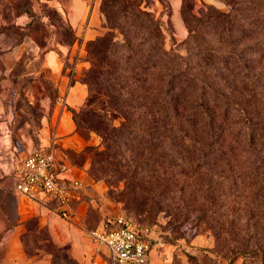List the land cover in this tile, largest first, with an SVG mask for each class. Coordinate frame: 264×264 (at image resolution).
<instances>
[{"label":"trees","instance_id":"obj_1","mask_svg":"<svg viewBox=\"0 0 264 264\" xmlns=\"http://www.w3.org/2000/svg\"><path fill=\"white\" fill-rule=\"evenodd\" d=\"M226 1L228 13L209 5L188 18L184 10L183 54L166 49L162 17L129 0H102L114 31L88 42L93 66L83 83L90 94L72 111L80 130L106 139L110 163L125 178L126 208L164 211L176 221L194 214L193 224L210 227L218 245L233 242L230 263L243 257L242 264H264V71L253 65L264 67V0ZM14 9L34 14L31 0ZM44 12L56 21L57 39L73 43L74 31L58 12ZM37 25L35 17L28 29ZM38 43L46 44L45 34ZM101 102L123 115L120 127L100 120L93 105ZM101 156L96 152L94 162Z\"/></svg>","mask_w":264,"mask_h":264},{"label":"crops","instance_id":"obj_2","mask_svg":"<svg viewBox=\"0 0 264 264\" xmlns=\"http://www.w3.org/2000/svg\"><path fill=\"white\" fill-rule=\"evenodd\" d=\"M6 1L15 2V0ZM153 1L154 5L151 10L160 14L163 10L162 1ZM167 1L172 11L171 22L176 27L178 35L184 37L187 32L182 17L184 0ZM101 2L102 0H31V10L34 14L19 9L15 14L14 22L22 30H25L35 17L39 18L42 25L47 28L45 33L46 44L40 45L33 35H26L20 42L16 40L12 41L11 44L4 45V47L1 45L2 48H7L4 56L8 65L11 66L16 61H20L23 66H34L35 64L34 67L37 65L38 70L44 71L56 87L54 101L51 98L43 99L46 106L48 104L50 106L53 101L54 106L50 116L52 121L56 122V126L53 132L49 131V127L44 126L43 142L40 147L49 148L51 143L58 144L54 151L55 173L62 180H79L83 183V188L74 192V199L71 204L61 209L65 214L72 215L74 220L72 226L68 223L65 224L64 229L52 228L58 243H70V254L79 264H111L108 250L105 247L95 245L82 231L89 207L83 196L96 197L102 204L101 211L104 217L98 228L104 227L107 223L105 217H109V221L122 214L115 210L111 201L108 203L109 199L105 196L106 184L96 182L85 169L73 165L66 154L63 155L65 149L81 150L86 145L85 140L76 132L72 112L68 108L78 109L84 104L88 96L87 85L81 82L78 77L90 65L89 61L86 60V44L103 34L106 29V18L101 10ZM219 2L220 0H195V8L204 7L207 4H218ZM45 8L55 9L61 19L72 27L76 36L73 43H65L57 39L56 21L44 12ZM1 14L0 8V17ZM0 21H2L1 18ZM37 68L26 75L35 73ZM2 123H5L6 127L1 136L0 169L4 175L10 176L13 180V183L3 184V186H13V193L6 194L3 198H6L5 202L7 198L8 201H12L15 210L13 215H9L5 209L0 210V231H6V236L0 241V264H51L50 254L28 255L23 241L26 228L22 221L39 213L42 216V223L48 221L49 217L57 218L60 215L57 204L45 195H41L39 201H33L15 193L16 169L35 148L29 145L19 148L14 145L13 129L9 127L11 119L4 120ZM24 137L23 135L22 138L24 139ZM0 186H2L1 183ZM156 234L157 232L154 234L152 243L156 240ZM158 246V243L151 245L150 264H173L169 253L170 249H161ZM195 246L196 248L208 247L210 240L205 236H198L191 244H188L189 248H195Z\"/></svg>","mask_w":264,"mask_h":264},{"label":"rangeland","instance_id":"obj_3","mask_svg":"<svg viewBox=\"0 0 264 264\" xmlns=\"http://www.w3.org/2000/svg\"><path fill=\"white\" fill-rule=\"evenodd\" d=\"M129 1L135 5L141 4L144 9L152 12L156 19L162 17L164 21L163 31L165 34L166 49L170 50L173 47H177L183 54H186L187 46L182 43L187 40L189 36V29L184 17L185 11L186 17H188V15L190 17V11L196 16H202V11L209 5H213L218 10L226 13L231 10V6L226 0H220L218 4H207L204 7L199 6L196 8L195 0H185L182 8V17L187 32L184 37H180L176 27L171 22L172 11L167 0H161L163 3V10L160 14L151 10L154 5L153 0ZM0 4L2 12L0 17L2 20L0 21V47L1 45L4 47L6 44H11L12 41L16 40L17 42H20L26 35H33L36 41L43 42V35L47 32L46 27L37 25L32 27V30H29L28 27L25 30H22L21 27L15 24L14 19L17 11L14 9V6L18 4V0L17 3L0 0ZM51 13L53 14L55 12L51 11ZM105 18L106 29L100 36H104L109 31H114L110 27L106 15ZM115 32L116 39H124V34L120 32V30H115ZM203 34L204 36H202V38H206L208 35L206 33ZM199 41L203 44L205 43L203 39H199ZM219 47L223 50L228 48V46L221 44ZM6 49L2 47L0 48V143L2 140V131H4L6 127L5 123L2 122L4 120L8 121L10 118L11 124H9V127L10 129H13V144L19 148H23L24 145L37 148L40 147L43 142L44 126L46 125L47 128L49 127L50 132H53L54 127L56 126V122H53L50 116L54 105L50 104L49 106L48 104L46 106L43 102V99L45 98L53 99L55 97V85L44 71H41L40 69L38 70L37 65L34 67L35 64L34 66H23L20 61H16V63H12L11 66L8 65L4 56ZM86 49V60L89 61L90 65L79 75L78 79L81 82H83L87 72L93 66L92 57L94 55L91 53L92 47H90L89 43L86 44ZM262 64L263 62L253 63L255 73H259L261 70L264 71ZM35 68H37L35 73L26 75L28 72L34 71ZM106 68H108V66ZM29 69L30 71H28ZM89 94L88 87L87 98L89 97ZM81 107L76 110L80 111ZM93 108L106 127H120L122 121H124L123 115L118 110L112 108L108 103H97L93 105ZM68 109L72 112V117L76 125V132L83 140H85L86 145L81 150H76L74 148L65 149L63 155L66 154L67 158L73 165L85 169L96 182H103L106 184L107 190L105 196L109 199L108 203L111 201L118 213L134 217L139 216L148 223H154L157 225L156 240L154 243H158V247L161 249H170L169 253L173 264H232L230 263V258H228V256H232L230 249L234 246L233 242L228 244L229 248H223L222 245H218L210 227L204 225L198 227L193 224L195 218L194 214L189 215V213L183 212L182 218L176 221L174 216L170 217L164 211L160 212L158 215H149L148 213L139 214L135 210L126 208L125 202L121 198H124L126 187L125 178L123 177V174L117 172L118 167L110 163L113 159L109 155L106 139L96 130L88 128L80 130L74 118L72 108L69 107ZM80 116L81 118L83 117L82 113ZM23 135L25 136L24 139L22 138ZM56 146H58V144L51 143L49 148L55 151L57 148ZM89 148H91V150H89ZM96 152H102V160L95 163L94 159L96 158ZM9 182L13 183L11 177L4 175V172L0 169V183L2 185L0 186V210L5 209L9 215H13L15 210L14 203L8 201V198L5 202L6 198H3L6 194L9 195L13 193V186H3V184H9ZM83 199L89 204V207L82 231L87 237H89L91 242L98 247L104 248L95 243L90 235L91 231H94L99 227L101 220L104 217L101 211L102 204L96 197L84 195ZM241 199L242 197H237L235 200L240 201ZM243 202L244 201L241 200L242 205ZM59 216H57V218L49 217L48 221L42 223V216L39 213L33 214L22 221L26 228L23 235L26 252L29 256L39 255L40 253L50 254L51 264H76L77 260L70 254V249L68 250L66 248L68 246L71 247L70 243H58L52 231L53 227L64 229L65 224L67 225L68 223V225L72 226L74 220L72 219V215H70L69 218L64 217V215ZM5 236L6 231H0V241L3 240ZM198 236L207 237L210 240V246L204 248H196V246L195 248H189L188 244H191ZM54 254L60 257V260L55 263ZM109 260L111 264H113L110 258ZM243 260V257H238L233 264H242Z\"/></svg>","mask_w":264,"mask_h":264},{"label":"built area","instance_id":"obj_4","mask_svg":"<svg viewBox=\"0 0 264 264\" xmlns=\"http://www.w3.org/2000/svg\"><path fill=\"white\" fill-rule=\"evenodd\" d=\"M54 150L38 147L30 152L16 169L14 191L19 196L39 201L45 195L61 209L71 204L74 192L83 188L79 180H62L54 171ZM157 225L144 224L130 215H117L102 228L90 232L95 243L105 247L113 264H150L151 249Z\"/></svg>","mask_w":264,"mask_h":264}]
</instances>
